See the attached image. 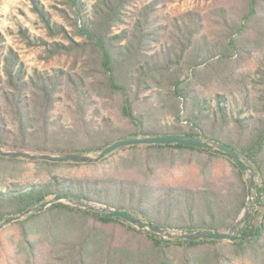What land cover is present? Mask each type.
Here are the masks:
<instances>
[{
  "label": "trees",
  "instance_id": "obj_1",
  "mask_svg": "<svg viewBox=\"0 0 264 264\" xmlns=\"http://www.w3.org/2000/svg\"><path fill=\"white\" fill-rule=\"evenodd\" d=\"M206 1L205 16L171 17L164 0H64L68 30L31 0L47 35L65 41L31 37L23 27L20 35L72 63L29 70L0 33V147L93 155L131 138L215 140L258 178L237 240L167 239L58 202L14 223L19 262L22 255L24 264H264V0ZM220 160L229 170L217 175ZM105 165L91 175L65 173ZM182 165L195 166L201 183L156 179ZM248 185L228 158L179 144L122 147L96 164L0 156V223L64 193L165 229L228 232L246 207Z\"/></svg>",
  "mask_w": 264,
  "mask_h": 264
},
{
  "label": "rangeland",
  "instance_id": "obj_2",
  "mask_svg": "<svg viewBox=\"0 0 264 264\" xmlns=\"http://www.w3.org/2000/svg\"><path fill=\"white\" fill-rule=\"evenodd\" d=\"M38 1L51 13L54 21L65 25L68 30H71L69 21L64 16V0ZM88 1L91 2V0ZM164 2V12L171 17L180 16L188 11H198L205 16L212 8V3L206 0H164ZM20 27L27 29L31 37H41L48 42L65 41L60 37L52 38L47 35L44 24L37 13L33 11L31 0H0V33L5 39L6 46L14 49L19 54L29 70L37 68L41 71L51 72L55 68L64 67L67 69L71 66V58L66 56L50 57L44 47L29 46L19 33ZM235 100L239 106L242 105V96L237 95ZM232 102V108L235 110L236 106L233 99ZM97 155L93 154L92 156ZM106 166H100L98 171H95L91 166H87L66 170L65 173L75 176L91 175L104 171ZM228 170L229 163L220 160L216 166L217 175H221ZM33 175L30 171L27 179H32ZM156 179L161 180L165 185L195 186L201 183L199 171L193 165L164 168L158 172ZM11 239L12 242H10ZM19 240L18 226L14 223L0 231V264H24L22 255H19L20 262L16 259Z\"/></svg>",
  "mask_w": 264,
  "mask_h": 264
},
{
  "label": "water",
  "instance_id": "obj_3",
  "mask_svg": "<svg viewBox=\"0 0 264 264\" xmlns=\"http://www.w3.org/2000/svg\"><path fill=\"white\" fill-rule=\"evenodd\" d=\"M172 145L179 144L187 147H195L199 149H208L213 153L219 154L228 158L232 161L242 172L245 178L249 179L248 185V200L244 211L242 212L239 219L232 225L228 232L220 231H185V230H174V229H165L148 221L141 220L134 217L126 211L115 209L109 205H105L96 201L82 199L77 197H72L64 193L54 194L51 198L47 199L45 202L31 207L21 214L14 215L6 218L3 222L0 223V231L6 228L7 226L21 221L27 218L31 214L39 213L44 211L47 207L54 203L64 202L73 206H78L86 208L95 212H99L108 217H119L124 219L126 222L131 225L143 229L146 231H151L157 233L158 235L167 238V239H185V240H203V239H213V240H227L235 241L237 240V233L241 227L247 221L250 211L253 208V188L256 186L258 178L253 168L247 165L241 156L231 147L221 144L215 140L211 139H202L191 135H166V136H153L145 138H131L124 139L109 145L103 149L97 156L78 154V153H65V154H47V153H32L28 151H15L7 150L0 147V156L12 158V159H26L30 161H49L55 163H87V164H96L107 157L112 152L127 146H139V145ZM259 200L257 199V203Z\"/></svg>",
  "mask_w": 264,
  "mask_h": 264
}]
</instances>
